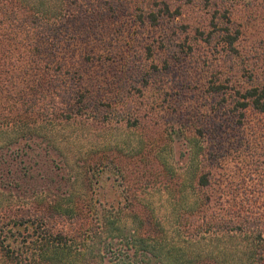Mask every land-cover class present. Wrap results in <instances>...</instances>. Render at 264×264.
Segmentation results:
<instances>
[{
  "label": "rangeland",
  "instance_id": "1",
  "mask_svg": "<svg viewBox=\"0 0 264 264\" xmlns=\"http://www.w3.org/2000/svg\"><path fill=\"white\" fill-rule=\"evenodd\" d=\"M92 1L0 0V34L15 38L0 41L13 51L0 60L30 69L2 78L0 111L40 81L52 86L44 103L50 97L62 115L32 118L54 170L43 179L33 171L23 198L0 184V212L45 200L152 215L150 238L142 218H111L106 255L91 264H264V238L249 228L264 231V112L235 107L264 87V0H170L181 15L156 25L147 20L162 7L155 0L117 11ZM46 24L57 25L58 40ZM26 132L0 126V154Z\"/></svg>",
  "mask_w": 264,
  "mask_h": 264
},
{
  "label": "trees",
  "instance_id": "2",
  "mask_svg": "<svg viewBox=\"0 0 264 264\" xmlns=\"http://www.w3.org/2000/svg\"><path fill=\"white\" fill-rule=\"evenodd\" d=\"M78 3L79 0H72L71 5L77 6ZM91 4H95L99 10H106L108 7L113 11L128 9L127 0H93ZM153 6L154 8L162 6L158 10L152 9L148 13L147 20L153 25L160 22L161 15L168 18H176L181 15L179 7L172 10L170 0L164 2L155 0ZM75 10L78 13H83V8ZM138 19V22H145L142 15H139ZM215 20L211 24L217 28ZM41 28L42 31H52V34L48 36L49 39L58 40L56 24H46ZM25 37L28 36L25 35ZM14 39V37L10 38L0 34V41L12 43ZM237 40L238 36L229 38L230 47H233ZM12 52L11 49H0V56L2 57L5 53L10 55ZM28 71L30 69H26V67L20 68L0 60V90L4 85L2 84L4 76L13 77L15 80L18 79V76H23L22 79H25L24 75H27ZM41 71L44 73V77L50 72L49 68L46 70L41 68ZM14 81H11L12 86ZM46 85L52 88L50 83ZM46 85L40 81L29 82V92L16 90L17 93L14 95L13 101L10 102L9 108L4 104L3 111H0V126L4 128L20 127L21 130L27 131L20 137L21 140H17L10 155L5 152L0 154V184L5 189L9 188L17 192L19 194L16 196L17 199L31 193L30 188L37 180L32 176L33 171L39 173L38 178L43 179L40 177V172L45 170L49 174L54 170L50 165L54 160L47 158L50 151L47 147H43L42 142H38L29 130L30 126L34 125L31 121L32 118L38 119V121H54L62 117L60 110L52 103L50 97H48V104L44 103L47 98L45 95L47 94ZM218 90L220 89L214 88V91L218 92ZM50 93L48 91V94ZM235 107L236 109L240 108L242 112L250 107L264 112V87L247 89L244 94H240ZM205 185L207 184L205 183ZM24 202L17 203L14 208L12 205L0 212V264L94 263L98 258L103 259L106 255L107 250L101 244H105V238L108 237L111 218L117 219V224L125 218L134 221L142 218V224L139 223L140 230L148 238L152 237L157 229L154 218L148 212L124 211L122 213L120 211L118 215L110 216L107 212L102 215L99 209L88 208L85 210L79 206L65 209L62 205L47 203L45 200L39 203L33 200ZM93 222H97L96 226L91 224ZM235 226V230L243 231V223ZM249 228H252L258 239L264 238L263 230L260 228L255 230L254 226ZM118 230L121 232L120 227L117 228ZM97 246L100 247L97 248Z\"/></svg>",
  "mask_w": 264,
  "mask_h": 264
}]
</instances>
